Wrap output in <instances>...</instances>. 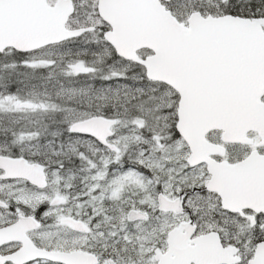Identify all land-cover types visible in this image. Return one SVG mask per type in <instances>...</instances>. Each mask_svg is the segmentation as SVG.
Segmentation results:
<instances>
[{
	"label": "snow or ice",
	"instance_id": "obj_1",
	"mask_svg": "<svg viewBox=\"0 0 264 264\" xmlns=\"http://www.w3.org/2000/svg\"><path fill=\"white\" fill-rule=\"evenodd\" d=\"M0 264H264V0H0Z\"/></svg>",
	"mask_w": 264,
	"mask_h": 264
}]
</instances>
